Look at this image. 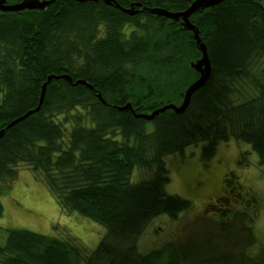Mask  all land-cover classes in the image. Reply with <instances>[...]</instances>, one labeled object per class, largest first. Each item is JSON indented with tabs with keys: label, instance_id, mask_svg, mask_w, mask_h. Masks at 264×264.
Wrapping results in <instances>:
<instances>
[{
	"label": "trees",
	"instance_id": "16d2710c",
	"mask_svg": "<svg viewBox=\"0 0 264 264\" xmlns=\"http://www.w3.org/2000/svg\"><path fill=\"white\" fill-rule=\"evenodd\" d=\"M39 1L52 3L0 11V130L36 109L45 87L37 110L0 138V198L26 168L61 213H77L105 235L90 250L65 229L0 227V264H264L256 204L233 173L202 222L185 223L159 249L137 248L154 218L175 221L192 209L166 193L165 156L201 144L207 163L219 143L235 140L249 145L264 177V1L226 0L190 16L211 76L185 113L152 120L138 115L180 105L201 52L180 21L149 11L182 12L194 0ZM245 163L241 154L237 164Z\"/></svg>",
	"mask_w": 264,
	"mask_h": 264
},
{
	"label": "rangeland",
	"instance_id": "374dc122",
	"mask_svg": "<svg viewBox=\"0 0 264 264\" xmlns=\"http://www.w3.org/2000/svg\"><path fill=\"white\" fill-rule=\"evenodd\" d=\"M200 148L201 144L192 145L182 154H169L164 157L170 177L165 188L166 193L189 200L192 209L182 213L175 221L166 215L154 218L137 243L140 253L161 248L165 242L175 237L185 223L201 221L200 217L206 213L207 207L210 208L224 195V179L229 173L235 174L244 190L248 188L252 193L250 198L258 211L253 225L254 233L258 243L264 246V177L255 153L249 145L230 140L219 143L214 157L203 163L200 160ZM241 154H245L246 163L239 166L237 162ZM17 173L10 191L2 194L0 198L4 208L0 227L25 229L40 234H57L54 229H65L86 248H96L105 235L102 226L77 213H61L52 195L26 168L20 167ZM0 237L4 242L5 234Z\"/></svg>",
	"mask_w": 264,
	"mask_h": 264
},
{
	"label": "water",
	"instance_id": "95a60500",
	"mask_svg": "<svg viewBox=\"0 0 264 264\" xmlns=\"http://www.w3.org/2000/svg\"><path fill=\"white\" fill-rule=\"evenodd\" d=\"M74 1L78 3H84V2H97L98 0H74ZM100 1H102L103 3L107 5H111V0H100ZM225 1L226 0H194L186 10L182 12H176V13L168 12V11L161 10V9H153L149 11L151 15L167 18L172 21H180V23L186 30L193 33V39L196 42L198 50L201 52V58L196 60L194 63L190 64L191 69H193L196 73H198V78L187 87V89L185 90L184 96H183L182 103L180 105H173V104L165 105L159 109L154 110L149 115H146V114L138 115L139 118H142L145 120H152L156 118L157 116H159L161 113L165 112L166 110H171L177 115H181L185 113V111L187 110L190 104L191 96L207 83L209 77L211 76V72H212L206 46L200 42V38L198 36V30L190 23L189 18L193 13L199 10H205V9L215 7ZM257 1H264V0H257ZM51 3H52L51 1L23 0L22 2L18 4L10 5V4H7L5 0H0V11H4V12L17 11L18 12V11H23V10H36V9L43 10ZM116 7L119 8L126 15L133 16L137 14V11H133V6L130 9H123L119 7L118 5H116ZM134 7L139 8L141 7V5L138 4ZM64 79L68 80L67 78H64ZM78 84L84 85L92 89V87L85 82L78 81ZM44 88L45 87L43 85L41 96H40V102L38 106L41 104L43 100ZM129 107L131 106L128 103L127 106L121 110L127 111ZM37 108L34 109L32 112H35ZM32 112L26 113L23 117L18 118L15 121H12L4 129L0 130V138L3 136L6 129L14 126L19 121L24 120Z\"/></svg>",
	"mask_w": 264,
	"mask_h": 264
},
{
	"label": "bare ground",
	"instance_id": "6f19581e",
	"mask_svg": "<svg viewBox=\"0 0 264 264\" xmlns=\"http://www.w3.org/2000/svg\"><path fill=\"white\" fill-rule=\"evenodd\" d=\"M36 10H38V9H36Z\"/></svg>",
	"mask_w": 264,
	"mask_h": 264
}]
</instances>
